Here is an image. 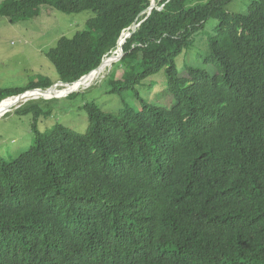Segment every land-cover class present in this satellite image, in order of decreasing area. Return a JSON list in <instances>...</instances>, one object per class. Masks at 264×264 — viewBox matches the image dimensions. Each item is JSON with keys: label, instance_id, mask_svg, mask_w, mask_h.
Here are the masks:
<instances>
[{"label": "trees", "instance_id": "16d2710c", "mask_svg": "<svg viewBox=\"0 0 264 264\" xmlns=\"http://www.w3.org/2000/svg\"><path fill=\"white\" fill-rule=\"evenodd\" d=\"M154 1L150 14L152 0L0 4L12 24L37 19L42 8L93 12L84 31L48 51L58 82L77 83L122 48L107 92L131 90L141 104L116 114L87 104L85 134L56 124L0 161V264H264V0H249L243 14L227 11L233 0ZM211 18L206 68L184 66L180 78L176 60L205 47ZM161 70L169 109L136 91ZM53 85L0 87V106ZM35 102L21 107L46 116Z\"/></svg>", "mask_w": 264, "mask_h": 264}, {"label": "rangeland", "instance_id": "374dc122", "mask_svg": "<svg viewBox=\"0 0 264 264\" xmlns=\"http://www.w3.org/2000/svg\"><path fill=\"white\" fill-rule=\"evenodd\" d=\"M5 0H0V4ZM249 0H233L227 6L231 14H243L247 10ZM94 13L85 11L79 14H62L42 8L40 16L27 22L10 23L0 17V87L18 89L26 87L31 81L48 79L58 83V75L54 66L46 56L55 47L60 38H72L76 33L86 29V23L94 18ZM217 21L211 18L200 35L203 43L193 46L190 53L176 60L180 78H186L183 67L206 68L204 60L207 56V37L216 27ZM112 65L104 72L103 77L90 83L87 87H72L78 90L66 98L68 88H57L56 100L42 104L39 99L21 101L6 114L0 117V161L9 162L31 148L35 141V133L44 134L56 124H60L78 134H85L88 128V117L84 111L87 104H95L102 112L118 113L123 106L140 110L141 104L130 90L121 95H111L106 83ZM211 71V69L207 68ZM121 72L116 74L120 78ZM187 79V78H186ZM136 91L148 105L169 109L174 104L167 88L165 71L161 70L143 80ZM65 97V99H64ZM43 100V99H42ZM36 101L46 116L34 117L28 112L25 103ZM5 107V105H4ZM20 108V111L17 110Z\"/></svg>", "mask_w": 264, "mask_h": 264}, {"label": "bare ground", "instance_id": "6f19581e", "mask_svg": "<svg viewBox=\"0 0 264 264\" xmlns=\"http://www.w3.org/2000/svg\"><path fill=\"white\" fill-rule=\"evenodd\" d=\"M124 34H126V33H124ZM123 37H124V35L122 36V38L120 39V42H122V39H123ZM123 43V42H122ZM122 43H120V44H122ZM120 50H121V48H119V49H117L115 52L116 53H114L113 54V56L115 57L116 55H118L119 53H120ZM113 61L112 60H110L109 61V64L107 65V61H105L104 62V68L100 71H98L95 75H93L92 77H90V78H87V79H84V80H82V81H80V82H78V83H76L74 86H72V87H80V88H82V87H87L90 83H92L93 81H95L96 79H98V77L100 76V74L103 72V70L104 69H106V68H108V67H110V65H111V63H112ZM103 67V66H102ZM72 87H70V86H64V88H68L67 89V92H69V91H72V92H77L78 90H74L73 91V89H69V88H72ZM56 91H57V89H55ZM56 91H50V92H46V93H40V92H34V93H28V94H26L23 98H20L19 100H17V101H15V102H13V103H8V104H6L5 105V107L2 105V106H0V116L3 114V113H6L10 108H13L14 106H16L18 103H20L21 101H26V100H29V99H39V98H43V97H51V94H55V92ZM71 92V93H72ZM68 94H70V93H68ZM68 94H65V96H67ZM56 95V94H55ZM53 97H55V96H53ZM10 111V110H9Z\"/></svg>", "mask_w": 264, "mask_h": 264}, {"label": "water", "instance_id": "95a60500", "mask_svg": "<svg viewBox=\"0 0 264 264\" xmlns=\"http://www.w3.org/2000/svg\"><path fill=\"white\" fill-rule=\"evenodd\" d=\"M153 8H155V2H154V1L152 2L151 6H150V8L147 10V12H149V14H150V11H151ZM142 14H143V13H142ZM142 14H141V15H142ZM139 26H140V23L137 24V22L135 21V23H134V24L128 29V31H130V32H128V33H126V34L122 33L120 39H121L122 36L124 35L123 44L125 43V40H126V39H128V38L131 37V35L135 32V30H136ZM118 44H119V40H118V42H117V47H118ZM115 53H116V52H115ZM123 55H124V53H123V49L121 48L120 53H119L118 55H116L115 57H114V56H111V57L104 58L103 61H102V63L100 64V66H99L95 71H98L99 69H101L102 66H103V63H104L105 61L112 60L113 62H112L111 64L116 63V62H119V61L121 60V58L123 57ZM84 78H85V77H83L81 80H83ZM81 80H80V81H81ZM80 81H78V82H80ZM78 82H77V83H78ZM75 84H76V83H75ZM75 84L69 85V84H65V83L59 82V83H57L56 85H53L51 88H49V89H47V90H36V91L26 92V93H24V94L19 95L18 97H16V99L23 98V97H24L26 94H28V93H34V92L46 93V92H50V91L53 92V91H56L55 89L58 88V87H64V86H70V87H72V86H74ZM72 93H73V92H72ZM70 94H71V93H70ZM54 99H59V98H54ZM0 105H1V104H0Z\"/></svg>", "mask_w": 264, "mask_h": 264}, {"label": "clouds", "instance_id": "9594fccd", "mask_svg": "<svg viewBox=\"0 0 264 264\" xmlns=\"http://www.w3.org/2000/svg\"><path fill=\"white\" fill-rule=\"evenodd\" d=\"M153 1H154V0H152V2H153ZM154 2H155V1H154ZM150 12H151V11H150ZM148 14H149V12H148ZM127 33H128V32H127ZM119 40H120V39H119ZM122 46H123V45H122ZM114 53H115V52H114ZM114 53H113V54H114ZM112 56H113V55H112ZM111 65H112V64H111ZM108 68H109V67H108ZM210 68H211V67H210ZM99 70H100V69H99ZM99 70H98V71H99ZM106 70H107V68L103 70V72L100 74V76H99L98 78L103 77V74H104V72H105ZM98 71H93V72L90 73L89 75L85 76V78L88 77V76H90V75L93 74L94 72L96 73V72H98ZM96 80H97V79H96ZM81 81H82V80H81ZM58 83H59V82H58ZM74 84H75V83H74ZM55 85H56V84H55ZM58 88H63V87H58ZM56 89H57V88H56ZM45 90H47V89H45ZM33 91H36V90H33ZM28 92H31V91H28ZM25 93H26V92H25ZM74 93H76V92H73V93H71V94H74ZM23 94H24V93H23ZM21 95H22V94H21ZM68 95H70V94H68ZM68 95H67V96H68ZM67 96H65V97H67ZM17 97H18V96H17ZM65 97H64V98H65ZM14 98H16V97H14ZM14 98H9V99H14ZM9 99H6V100H9ZM42 99H43V100H52V99H54V98H52V99H44V98H42ZM4 101H5V100H4ZM4 101H3V102H4ZM26 101H28V100H26ZM1 103H2V102H1ZM1 103H0V104H1ZM25 104H26V103H25ZM10 109H12V108H10ZM6 113H7V112H6ZM6 113H4V114H6ZM4 114H3V115H4ZM0 117H1V116H0Z\"/></svg>", "mask_w": 264, "mask_h": 264}]
</instances>
